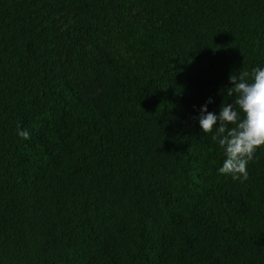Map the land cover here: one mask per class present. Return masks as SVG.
<instances>
[{
    "label": "trees",
    "instance_id": "trees-1",
    "mask_svg": "<svg viewBox=\"0 0 264 264\" xmlns=\"http://www.w3.org/2000/svg\"><path fill=\"white\" fill-rule=\"evenodd\" d=\"M258 67L264 0H0V264H264L196 119Z\"/></svg>",
    "mask_w": 264,
    "mask_h": 264
},
{
    "label": "clouds",
    "instance_id": "clouds-1",
    "mask_svg": "<svg viewBox=\"0 0 264 264\" xmlns=\"http://www.w3.org/2000/svg\"><path fill=\"white\" fill-rule=\"evenodd\" d=\"M232 85L228 95L235 94L234 102H222L218 113L208 111L209 98L196 117L200 131L211 134L223 152V161L217 168L218 175L230 176L243 182L247 179V165L257 149L264 146V67L253 68L251 73L229 75ZM17 135L28 140L27 129L17 128Z\"/></svg>",
    "mask_w": 264,
    "mask_h": 264
}]
</instances>
